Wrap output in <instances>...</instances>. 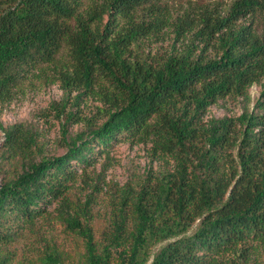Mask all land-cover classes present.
Here are the masks:
<instances>
[{"label":"trees","instance_id":"16d2710c","mask_svg":"<svg viewBox=\"0 0 264 264\" xmlns=\"http://www.w3.org/2000/svg\"><path fill=\"white\" fill-rule=\"evenodd\" d=\"M173 1L0 0V103L36 78L64 89L58 117L74 92L102 103L100 117L66 113L84 129L63 124L62 155L35 127H2L0 264H264V0ZM255 84L253 110L206 115L249 103ZM121 140L150 144L164 167L106 185L102 210L96 165ZM32 237L35 256L20 259Z\"/></svg>","mask_w":264,"mask_h":264},{"label":"rangeland","instance_id":"374dc122","mask_svg":"<svg viewBox=\"0 0 264 264\" xmlns=\"http://www.w3.org/2000/svg\"><path fill=\"white\" fill-rule=\"evenodd\" d=\"M231 1V0H224ZM174 8L181 10L187 5V0H174ZM173 45V40L168 39L165 42L153 45V51L169 49ZM177 47H181L178 43ZM260 85H253L250 89L251 100L247 103L244 99L225 98L220 99L217 103L212 104L207 110V116H238L243 113L245 106L253 110L257 99L260 96ZM76 92L71 94V100L61 117H58L57 109L54 108L56 103H62L66 93L58 83L42 80L40 78L26 81L23 89L17 91L13 98L5 103H0V161H1V145L5 140V133L2 130L14 124L25 123L35 127L41 132L40 140L44 142L45 154L62 155L66 152L67 147L63 143V124L67 126L68 134L75 135L84 129L83 122H74L73 120L66 124V113L73 111L77 113V118L83 117H100L98 106L102 103L93 96H84L75 104ZM80 115V116H79ZM150 144L132 143L130 141H118L111 150L112 159L106 160L101 158L97 165V172L102 173L107 184L104 181L100 183L104 187L103 193H99V204L97 208L106 209L107 189L106 185H122L130 180L139 179L156 172L164 164L160 161L153 160L149 153ZM41 157V156H40ZM39 157V159H40ZM104 163L106 167H104ZM93 173V172H92ZM95 174V173H94ZM50 236H54L56 241L66 250L70 251L72 256L77 255V251L81 249V245L77 242L75 236L65 231L64 226L54 222L48 230ZM36 238H30L19 246L16 251L21 259L25 254L32 253L34 247H38Z\"/></svg>","mask_w":264,"mask_h":264}]
</instances>
